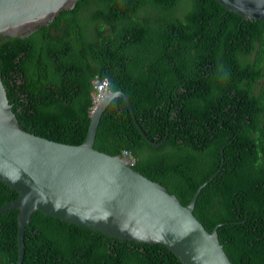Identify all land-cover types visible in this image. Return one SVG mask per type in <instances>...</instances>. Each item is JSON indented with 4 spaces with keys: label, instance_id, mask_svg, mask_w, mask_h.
I'll list each match as a JSON object with an SVG mask.
<instances>
[{
    "label": "trees",
    "instance_id": "trees-1",
    "mask_svg": "<svg viewBox=\"0 0 264 264\" xmlns=\"http://www.w3.org/2000/svg\"><path fill=\"white\" fill-rule=\"evenodd\" d=\"M0 79L28 133L82 144L97 81L122 91L94 149L186 206L232 264H264V22L213 0H77L25 38L0 37ZM164 143L153 147L149 141ZM223 153L221 154V150ZM223 158V164H221ZM18 198L0 182V207ZM18 210L0 214V264L18 259ZM22 264H179L161 244L125 242L32 214Z\"/></svg>",
    "mask_w": 264,
    "mask_h": 264
},
{
    "label": "water",
    "instance_id": "water-1",
    "mask_svg": "<svg viewBox=\"0 0 264 264\" xmlns=\"http://www.w3.org/2000/svg\"><path fill=\"white\" fill-rule=\"evenodd\" d=\"M77 0H0V37L25 38L46 26ZM244 20L264 22V0H213ZM115 98L125 100L136 128L128 97L110 92L90 114L82 144L54 142L20 128L0 79V182L18 198L0 207V214L18 210V259L25 253L24 235L32 214L40 212L125 242L161 244L179 264H232L218 240L217 226L208 232L194 217L201 190L186 206L160 184L129 166L120 155L94 149L101 117ZM159 143L149 141L160 147ZM223 149L221 150V154ZM223 164V158L222 162Z\"/></svg>",
    "mask_w": 264,
    "mask_h": 264
},
{
    "label": "built area",
    "instance_id": "built-area-1",
    "mask_svg": "<svg viewBox=\"0 0 264 264\" xmlns=\"http://www.w3.org/2000/svg\"><path fill=\"white\" fill-rule=\"evenodd\" d=\"M108 85V81L106 80L97 81L94 84L95 92L92 94L94 107L110 93V91L108 90ZM94 107L92 108L91 112L93 111ZM120 156L128 160L130 167H133L136 164V159L131 151L123 150Z\"/></svg>",
    "mask_w": 264,
    "mask_h": 264
},
{
    "label": "clouds",
    "instance_id": "clouds-1",
    "mask_svg": "<svg viewBox=\"0 0 264 264\" xmlns=\"http://www.w3.org/2000/svg\"><path fill=\"white\" fill-rule=\"evenodd\" d=\"M133 168V167H132Z\"/></svg>",
    "mask_w": 264,
    "mask_h": 264
}]
</instances>
